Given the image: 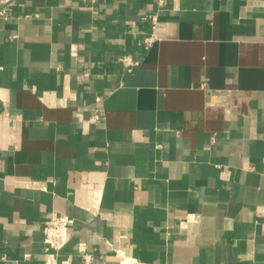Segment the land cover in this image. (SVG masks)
I'll return each instance as SVG.
<instances>
[{"label": "crops", "instance_id": "crops-1", "mask_svg": "<svg viewBox=\"0 0 264 264\" xmlns=\"http://www.w3.org/2000/svg\"><path fill=\"white\" fill-rule=\"evenodd\" d=\"M0 10V264H264V0Z\"/></svg>", "mask_w": 264, "mask_h": 264}, {"label": "built area", "instance_id": "built-area-1", "mask_svg": "<svg viewBox=\"0 0 264 264\" xmlns=\"http://www.w3.org/2000/svg\"><path fill=\"white\" fill-rule=\"evenodd\" d=\"M89 4L95 3L97 0H80ZM159 5H162L165 0H156ZM3 11L0 10V14ZM152 23L155 22V16L151 17ZM121 62L127 67V71L131 70L133 65L137 64L128 56L121 57ZM69 220L65 217H50L43 224V235L45 247L43 248V264H73L68 258H59V250L66 242V230ZM83 263L88 264L93 260L91 253H83L81 255Z\"/></svg>", "mask_w": 264, "mask_h": 264}]
</instances>
